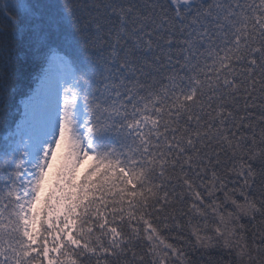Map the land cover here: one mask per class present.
Segmentation results:
<instances>
[{
	"label": "snow or ice",
	"instance_id": "snow-or-ice-1",
	"mask_svg": "<svg viewBox=\"0 0 264 264\" xmlns=\"http://www.w3.org/2000/svg\"><path fill=\"white\" fill-rule=\"evenodd\" d=\"M0 125V264H264V0H0Z\"/></svg>",
	"mask_w": 264,
	"mask_h": 264
},
{
	"label": "trees",
	"instance_id": "trees-1",
	"mask_svg": "<svg viewBox=\"0 0 264 264\" xmlns=\"http://www.w3.org/2000/svg\"><path fill=\"white\" fill-rule=\"evenodd\" d=\"M4 131H5L4 126L3 125H0V135H3Z\"/></svg>",
	"mask_w": 264,
	"mask_h": 264
}]
</instances>
